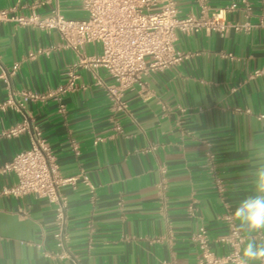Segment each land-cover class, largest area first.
I'll return each mask as SVG.
<instances>
[{
	"label": "crops",
	"instance_id": "0c3cea01",
	"mask_svg": "<svg viewBox=\"0 0 264 264\" xmlns=\"http://www.w3.org/2000/svg\"><path fill=\"white\" fill-rule=\"evenodd\" d=\"M174 1L180 17L221 14L250 28L223 36L178 33L175 48L186 58L128 89L126 111L114 110L107 90L114 81L106 71L84 67L73 92L27 102L17 96L22 111L0 110V132L28 117L61 176L79 178L75 187L61 188L71 258L49 256L57 253L55 205L33 195L4 196L0 264H198L201 227L209 249L228 254L219 242L227 217L245 237L244 261L249 241L264 242V230L241 227L233 215L256 194L255 172L264 165V0ZM8 9L86 18L81 0H0V11ZM100 51L99 45L83 48L88 56ZM77 60L56 31L0 23V69L19 64L15 75L0 79V104L12 91L57 92ZM30 146L26 132L0 140V191L16 183L2 168Z\"/></svg>",
	"mask_w": 264,
	"mask_h": 264
},
{
	"label": "built area",
	"instance_id": "2783aa9c",
	"mask_svg": "<svg viewBox=\"0 0 264 264\" xmlns=\"http://www.w3.org/2000/svg\"><path fill=\"white\" fill-rule=\"evenodd\" d=\"M81 4L86 13L84 20L67 19L59 14L45 18L35 13L21 16L15 14V9L0 11V23L12 22L20 27L58 32L63 47L78 56L77 62L68 69L66 85L57 92L39 96L31 92L12 91L8 99L0 104V110L12 108L22 111L23 104L15 101L17 96L27 102L60 98L73 92L78 80L77 69L84 67L106 71L114 81V85L107 88L113 108L116 111H126L125 92L128 89L136 84L142 85L143 80L151 73L177 66L186 58L175 48L178 33L190 35L205 31L223 36L230 30L239 32L250 28L248 25L229 23L221 14L211 17H180L174 0H81ZM87 45H99L100 53L85 55L83 48ZM32 57L33 54L30 55ZM18 69V63L9 71L0 69V79L15 75ZM60 110L64 111L63 105H60ZM259 120H264V116H259ZM24 132L30 134L31 146L17 153L2 168L3 173H11L16 177V183L0 191V198L33 195L55 205L54 239L57 253L49 256L58 260L70 259L68 202L61 195V188L67 185L75 187L79 178L61 176L50 145L42 132L31 125L28 117L21 124L0 132V140L11 139ZM82 178V182L89 186L88 178ZM219 189L223 190L221 182ZM226 221L228 232L220 237L219 242L229 248L228 254L215 255L209 249L207 230L201 227L195 236L201 253L198 264H244L242 249L245 237L232 217H227ZM259 264H264V259Z\"/></svg>",
	"mask_w": 264,
	"mask_h": 264
},
{
	"label": "clouds",
	"instance_id": "9594fccd",
	"mask_svg": "<svg viewBox=\"0 0 264 264\" xmlns=\"http://www.w3.org/2000/svg\"><path fill=\"white\" fill-rule=\"evenodd\" d=\"M255 185L256 194L240 201L233 215L240 222L241 227L258 231L264 230V165L256 169ZM243 256L244 264L264 259V242L249 241L244 247Z\"/></svg>",
	"mask_w": 264,
	"mask_h": 264
}]
</instances>
